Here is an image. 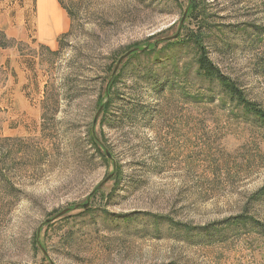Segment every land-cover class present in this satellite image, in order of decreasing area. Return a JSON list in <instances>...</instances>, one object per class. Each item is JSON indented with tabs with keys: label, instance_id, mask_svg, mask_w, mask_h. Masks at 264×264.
I'll list each match as a JSON object with an SVG mask.
<instances>
[{
	"label": "rangeland",
	"instance_id": "1",
	"mask_svg": "<svg viewBox=\"0 0 264 264\" xmlns=\"http://www.w3.org/2000/svg\"><path fill=\"white\" fill-rule=\"evenodd\" d=\"M75 8L56 53L0 30V264H264V124L197 69L264 109V0Z\"/></svg>",
	"mask_w": 264,
	"mask_h": 264
},
{
	"label": "crops",
	"instance_id": "2",
	"mask_svg": "<svg viewBox=\"0 0 264 264\" xmlns=\"http://www.w3.org/2000/svg\"><path fill=\"white\" fill-rule=\"evenodd\" d=\"M70 28L71 18L59 0H0V30L17 45L28 44L37 51L43 48L55 52L60 49V37ZM12 50L20 53L17 46ZM17 78L13 77L12 90L1 99V105L9 103L14 108L21 97L18 91L15 93L19 88L15 84Z\"/></svg>",
	"mask_w": 264,
	"mask_h": 264
},
{
	"label": "trees",
	"instance_id": "3",
	"mask_svg": "<svg viewBox=\"0 0 264 264\" xmlns=\"http://www.w3.org/2000/svg\"><path fill=\"white\" fill-rule=\"evenodd\" d=\"M62 6L68 11V14L71 18V28L73 25V19L76 17V6L82 1V0H59ZM70 30L63 34L60 39V49L63 48L64 42L66 38L70 35ZM0 45L4 46V44ZM59 51V50H58ZM58 51L52 52L56 53ZM198 73L199 75L203 76L204 79L212 82V83H219L223 89V92L230 97V99L238 104V106L243 109L244 113L249 115V117H252L255 122H259L264 124V109L260 108L259 105H257L254 102L249 101L244 93L237 87L235 82L231 80L229 77L225 76L218 68L215 66L207 57L206 52H201L200 58L198 61ZM110 78V77H109ZM115 81V80H114ZM114 81L110 82L108 87L106 88V94L107 99L110 97V91L113 87ZM103 104L100 105V107ZM106 105V104H105ZM105 108H108V105L105 106ZM236 219H240V217H237ZM35 247H38V243L35 241L33 243ZM45 260V259H44Z\"/></svg>",
	"mask_w": 264,
	"mask_h": 264
},
{
	"label": "water",
	"instance_id": "4",
	"mask_svg": "<svg viewBox=\"0 0 264 264\" xmlns=\"http://www.w3.org/2000/svg\"><path fill=\"white\" fill-rule=\"evenodd\" d=\"M187 13H188V9L185 11V13H184V15H183V19H182V21H181V25L184 23V20H185V18H186ZM175 37H176V36H175ZM138 50H142V49H140V48H136V49L130 50V51H128L126 54H124V55L119 59L117 65H116V67H115V70H114V72H113L112 78L114 77L115 73L117 72V70H118L120 64L122 63V61H123L128 55H130L132 52H134V51H138ZM102 109H103V105L99 108L98 113L96 114L94 124L96 123V121H97V119H98V117H99V114L101 113ZM85 206H87V204H86ZM69 210H70V208H67V209L63 210L61 213L58 214L57 217L61 216L62 214L66 213V212H68ZM48 221H50V220H48ZM44 252L47 253L46 250H44Z\"/></svg>",
	"mask_w": 264,
	"mask_h": 264
}]
</instances>
